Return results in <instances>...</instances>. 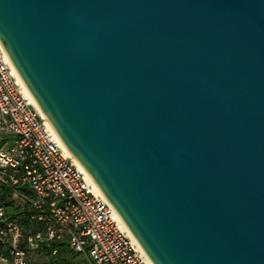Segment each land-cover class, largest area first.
<instances>
[{
  "label": "water",
  "instance_id": "water-1",
  "mask_svg": "<svg viewBox=\"0 0 264 264\" xmlns=\"http://www.w3.org/2000/svg\"><path fill=\"white\" fill-rule=\"evenodd\" d=\"M0 44L153 264H264V0H0Z\"/></svg>",
  "mask_w": 264,
  "mask_h": 264
},
{
  "label": "built area",
  "instance_id": "built-area-1",
  "mask_svg": "<svg viewBox=\"0 0 264 264\" xmlns=\"http://www.w3.org/2000/svg\"><path fill=\"white\" fill-rule=\"evenodd\" d=\"M88 176L47 126L0 44V249L11 264H28L30 253L55 244L86 264H153Z\"/></svg>",
  "mask_w": 264,
  "mask_h": 264
},
{
  "label": "crops",
  "instance_id": "crops-1",
  "mask_svg": "<svg viewBox=\"0 0 264 264\" xmlns=\"http://www.w3.org/2000/svg\"><path fill=\"white\" fill-rule=\"evenodd\" d=\"M55 252H52V250ZM75 256L80 257L83 261L84 259L76 254L70 252L65 244H55L51 246H41V251L39 253H30L28 255V264H74ZM0 264H11L7 255L0 249ZM84 264L85 261H84Z\"/></svg>",
  "mask_w": 264,
  "mask_h": 264
},
{
  "label": "bare ground",
  "instance_id": "bare-ground-1",
  "mask_svg": "<svg viewBox=\"0 0 264 264\" xmlns=\"http://www.w3.org/2000/svg\"><path fill=\"white\" fill-rule=\"evenodd\" d=\"M22 84H23V82H22ZM23 86H24V90H25L26 94H28V95L31 97V100H32L33 105L36 107V109L38 110L39 114L45 119V122H46L47 126H48V127L51 129V131L55 134V132L53 131L52 127L50 126V124H49L48 121L46 120L44 114L41 112V110H40V108L37 106L35 100H34L33 97L31 96V94L29 93L28 89L26 88V86H25L24 84H23ZM55 135H56V134H55ZM58 139H59V138H58ZM59 142H60L62 148L66 151L67 155H68L69 157H71V159L73 160V162H74L75 164H77L81 169L85 170V169H84V168H83V167L77 162V160H75V158H73V156L70 154V152L67 150V148L63 145V143H62L60 140H59ZM86 174H87V176H88V173H87V172H86ZM88 177H90V176H88ZM97 191L100 193L101 196H103V194L101 193V191L99 190L98 187H97ZM103 197H104V196H103ZM104 198H105V197H104Z\"/></svg>",
  "mask_w": 264,
  "mask_h": 264
},
{
  "label": "rangeland",
  "instance_id": "rangeland-1",
  "mask_svg": "<svg viewBox=\"0 0 264 264\" xmlns=\"http://www.w3.org/2000/svg\"><path fill=\"white\" fill-rule=\"evenodd\" d=\"M4 139L6 140H10L11 139V136H8V135H2ZM1 136V137H2ZM74 264H84V261L80 258V257H76L75 256V259H74ZM51 264H55L54 262H52Z\"/></svg>",
  "mask_w": 264,
  "mask_h": 264
}]
</instances>
